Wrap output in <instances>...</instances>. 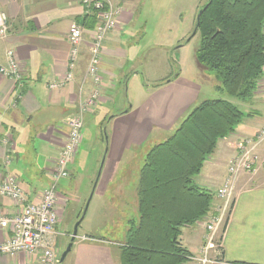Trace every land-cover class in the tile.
<instances>
[{
    "label": "crops",
    "instance_id": "obj_1",
    "mask_svg": "<svg viewBox=\"0 0 264 264\" xmlns=\"http://www.w3.org/2000/svg\"><path fill=\"white\" fill-rule=\"evenodd\" d=\"M109 2L120 8L118 25L108 32L104 41L97 107L84 115V123L89 122L94 127L96 147L101 154L95 159L98 165L105 152L95 194L99 192V199L105 200L107 208L96 212L100 217L98 223L104 215L114 214L118 201L128 197L127 170L122 174V166L126 167L135 157L134 151L151 141L154 144L146 147L148 152L155 144L166 140L201 98L209 99L208 95L202 96L203 85L185 73L183 59L171 62L167 57L165 70L168 71L152 79L142 101L130 104L126 88L139 77L142 70L139 60L144 55L135 26L142 0ZM0 10L9 17V34L0 39V63L7 64V51L12 49L22 74L20 80L0 74V178L8 174L17 176L27 201L38 202L53 180L55 160L69 134L68 119L78 112L80 104L96 87L92 78L86 75L95 25L87 17L80 0H0ZM74 23L83 27L85 37L72 69L74 78L64 87L52 89L50 85L71 70L72 45L68 35ZM188 32L185 30L182 38H187ZM155 49L169 52L166 45ZM178 67L180 70L172 75ZM201 70L199 63L196 74H201ZM263 83L264 77L254 99L249 102L251 106L242 109L248 114L243 122L233 133L219 140L196 176L200 187L216 194L228 175L229 160L238 153V142L254 136L264 125V91L260 89ZM104 133L108 135L107 141L103 138ZM261 151L264 154V144ZM144 155L142 153L143 158ZM76 161L70 166V177L57 186V229L61 234L57 237V245L70 242V226L81 217L86 204L80 194L81 182H70ZM144 163L135 166L137 171L133 180L132 204L137 216L138 183ZM61 184L66 191H73L71 199L64 195L62 188L59 190ZM236 186L234 205L222 232L221 254L211 264H264V161L254 172L242 174ZM218 204L216 196L214 210ZM18 210L15 201L0 196V217L13 215ZM138 219L128 215L126 231ZM10 234L9 228L0 225V243ZM205 235V219L183 228L181 243L191 253L185 264H194L193 257L199 254ZM125 239L111 241L95 235L94 229L81 235L78 233L63 264H121L120 245ZM0 264H38V254L1 255Z\"/></svg>",
    "mask_w": 264,
    "mask_h": 264
},
{
    "label": "trees",
    "instance_id": "obj_2",
    "mask_svg": "<svg viewBox=\"0 0 264 264\" xmlns=\"http://www.w3.org/2000/svg\"><path fill=\"white\" fill-rule=\"evenodd\" d=\"M198 62L217 89L251 102L264 77V0H207L200 9ZM96 23L94 15H88ZM248 114L234 102L206 99L146 154L138 183L139 219L120 245L121 264H185L182 230L215 213L214 192L196 182L219 140Z\"/></svg>",
    "mask_w": 264,
    "mask_h": 264
},
{
    "label": "built area",
    "instance_id": "obj_3",
    "mask_svg": "<svg viewBox=\"0 0 264 264\" xmlns=\"http://www.w3.org/2000/svg\"><path fill=\"white\" fill-rule=\"evenodd\" d=\"M86 13L96 18L95 27L89 44L90 59L86 75L91 77L95 89L79 106L77 113L68 119L69 134L62 145L59 156L55 160L53 180L45 189L38 202H28L27 195L17 176L8 174L0 178V196L8 197L19 205V210L13 215L0 217V225L9 228L11 234L0 243L1 255H16L20 252L38 254V264H58L59 253L57 237L59 215L57 212L60 181L71 175L70 166L76 161L83 141L84 115L97 107L100 99L99 85L102 80L100 63L102 49L108 32L118 25L119 7H114L109 0H80ZM9 34V17L0 10V39ZM69 41L72 45L70 72L50 87H64L74 78L72 69L76 65L79 50L85 40L84 29L74 23L70 27ZM7 64L0 63V74L15 80L22 78L19 63L14 50L7 51ZM98 86V87H97ZM8 142V139H5ZM264 144V125L252 137L242 138L238 144V153L228 163V175L215 191L219 204L215 213L205 218L206 235L204 243L194 264H211L218 259L222 248V232L226 227L236 197V184L244 173H251L264 161L261 147Z\"/></svg>",
    "mask_w": 264,
    "mask_h": 264
},
{
    "label": "rangeland",
    "instance_id": "obj_4",
    "mask_svg": "<svg viewBox=\"0 0 264 264\" xmlns=\"http://www.w3.org/2000/svg\"><path fill=\"white\" fill-rule=\"evenodd\" d=\"M207 0H142L141 8L137 13V19L135 26L137 33L139 34L140 47L143 48V56L140 57L139 65L142 67L141 73L137 79L130 82L127 89V97L130 104L140 101L146 95L147 85L152 84V79L165 73L167 57L173 61H180L183 59L185 66V73L188 76H192L197 82L203 85L202 96L208 95L209 99L224 98L234 102L241 109L247 106H251V103L244 102L238 98L230 96L224 91L217 89V86L221 85L220 79L217 75L211 71H208L202 66L201 74H196L197 66L199 64L196 51L200 44L199 32L194 35L189 41L188 39L194 34L196 28V15L201 10L197 6L204 5ZM198 8V10H196ZM189 31L187 38H182V33ZM182 41V42H180ZM181 47L177 48L179 45ZM160 45H166L169 52L159 51L155 49ZM170 48H169V47ZM173 59V60H172ZM180 69L179 67L172 72L175 75ZM204 71V72H203ZM171 73V71H169ZM207 72V73H205ZM206 76H209L208 78ZM264 91V83L260 88ZM214 94L215 96H210ZM204 99L201 98V102ZM142 101V100H141ZM200 102V103H201ZM200 103L194 106L197 107ZM192 108L190 112L194 109ZM190 112L181 119L180 123L190 114ZM174 128L170 134L178 128ZM94 127L89 122L84 123L83 127V141L80 147L79 154L76 158V165L74 169V176L70 179V182L77 184L81 182L82 188L80 194L83 195L85 203L92 195L87 213L84 220L79 226V235L90 232V229H94V234L100 237L107 238L111 241H121L126 237V220L128 218H137V213L133 210L132 204V190L134 189V174L136 175L135 166L138 163H144L147 146H150L153 142L148 141L145 147L139 148L134 151L135 157L130 159L129 165L122 166V174H127L128 182L126 196L124 201H118L114 214L104 215L102 222L98 223L97 218H100L96 212L101 208H107L105 200L99 199V192L95 194V182L98 179L99 170L101 167V161L104 157H101L99 165L95 162L96 158H100L98 149L96 147V138L94 133ZM106 134L104 133V140H106ZM154 144V143H153ZM145 150V152H143ZM106 151V148H105ZM142 153L144 158L142 157ZM142 158L144 159L142 162ZM143 165V164H142ZM62 188V190H61ZM64 195H68V198L73 197V191H66L64 185L59 187ZM84 205V204H83ZM126 213L128 215H126ZM108 219V222H107ZM111 220H116V223H111ZM78 220L76 219L70 228V237L73 232V227ZM106 221V222H105ZM67 245L59 244L58 253L59 256L65 250Z\"/></svg>",
    "mask_w": 264,
    "mask_h": 264
},
{
    "label": "water",
    "instance_id": "obj_5",
    "mask_svg": "<svg viewBox=\"0 0 264 264\" xmlns=\"http://www.w3.org/2000/svg\"><path fill=\"white\" fill-rule=\"evenodd\" d=\"M203 9L202 8L199 13H198V16H197V23L199 24V20H200V16L201 14L203 13ZM198 29V26L195 28V31L194 33L197 31ZM107 135V133H106ZM108 140V135L106 136V141ZM104 161H105V156L103 157L102 161H101V167H100V170H99V176H98V179L100 177V174H101V171H102V167L104 165ZM98 179L96 180L95 182V186H97V183H98ZM92 199V195L89 197V199L87 200L86 204H85V207H84V210H83V213L81 215V217L78 219V221L75 223L74 227H73V232L71 234V238H70V242L67 244V247L65 248V250L62 252V254L60 255V258H59V262L58 264H63L67 255L69 254V252L71 251L72 249V246L74 244V242L76 241V238L78 237V233H79V226L80 224L82 223V221L84 220V217L87 213V210H88V207H89V204H90V201Z\"/></svg>",
    "mask_w": 264,
    "mask_h": 264
}]
</instances>
